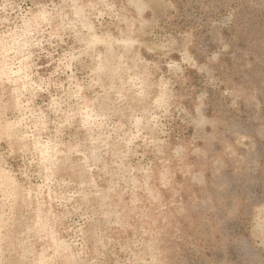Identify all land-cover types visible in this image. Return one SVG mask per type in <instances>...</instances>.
<instances>
[{
  "label": "rangeland",
  "instance_id": "obj_1",
  "mask_svg": "<svg viewBox=\"0 0 264 264\" xmlns=\"http://www.w3.org/2000/svg\"><path fill=\"white\" fill-rule=\"evenodd\" d=\"M0 264H264V0H0Z\"/></svg>",
  "mask_w": 264,
  "mask_h": 264
}]
</instances>
